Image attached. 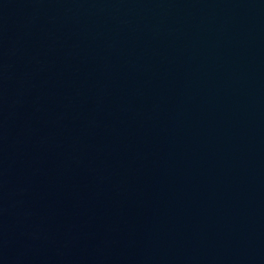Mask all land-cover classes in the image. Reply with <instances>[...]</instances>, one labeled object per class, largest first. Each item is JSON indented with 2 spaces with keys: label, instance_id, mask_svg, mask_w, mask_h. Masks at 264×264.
I'll use <instances>...</instances> for the list:
<instances>
[{
  "label": "water",
  "instance_id": "1",
  "mask_svg": "<svg viewBox=\"0 0 264 264\" xmlns=\"http://www.w3.org/2000/svg\"><path fill=\"white\" fill-rule=\"evenodd\" d=\"M0 264H264V0H0Z\"/></svg>",
  "mask_w": 264,
  "mask_h": 264
}]
</instances>
